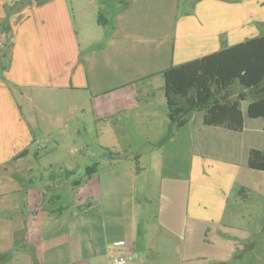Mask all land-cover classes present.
<instances>
[{
  "label": "crops",
  "instance_id": "0c3cea01",
  "mask_svg": "<svg viewBox=\"0 0 264 264\" xmlns=\"http://www.w3.org/2000/svg\"><path fill=\"white\" fill-rule=\"evenodd\" d=\"M1 5L3 175L4 166L28 155L36 142L38 113L50 112L65 123L85 111L78 105L83 101L91 104L106 168H88L83 180L69 178L75 167L64 169L74 202H63L59 192L45 194L61 186L60 180L56 185L50 178L52 186L0 184V264H111L113 252L126 256V264H247L249 253L264 248V181L256 182L255 173L264 171L247 165L250 149L264 147L263 119L248 127L243 115V129L233 131L204 124L202 115L193 122V113L160 142L169 124L162 71L258 35L253 24L231 35L226 21L216 26L208 11H188L175 24L168 53L166 39L158 36L129 44L132 34L146 31L132 16L135 11L118 12L106 33L108 20L99 23V11H90L95 25L77 31L70 11L25 8L10 11L7 19ZM137 54L157 68L134 77L123 59ZM158 74L156 90L152 80ZM145 78L146 87H138L135 81ZM91 84L97 89L90 90ZM64 112L71 114L67 120ZM186 127L184 199L175 181L184 157L179 134ZM247 190L259 199L249 201ZM29 191L58 205L30 204L20 196ZM119 241L124 245L116 247Z\"/></svg>",
  "mask_w": 264,
  "mask_h": 264
},
{
  "label": "rangeland",
  "instance_id": "374dc122",
  "mask_svg": "<svg viewBox=\"0 0 264 264\" xmlns=\"http://www.w3.org/2000/svg\"><path fill=\"white\" fill-rule=\"evenodd\" d=\"M0 3L6 13L5 18L7 19L10 16V11H23L25 8H27L25 11H70L77 31L83 25L89 28V25L94 24L89 17L91 14L90 11H99L103 19L108 20L105 26L106 28H104L106 33H108L114 16L118 12L135 11L132 16L136 18V23L139 26L141 25L143 30L146 31H139L135 35L132 34L128 38L129 44L137 46L147 41H153L158 36L162 41L166 39L168 53L170 52L173 41L175 24L182 18L181 14L188 11H208L210 21L216 24V26L226 21L224 28L231 35H234L239 30L240 25L243 27L249 24L254 25L258 35L264 34V24L260 23L261 18H264V0H0ZM39 8L40 10H37ZM22 16L20 14L15 18L14 26ZM10 23L11 25L13 24L12 21ZM10 23L8 22L7 24L10 25ZM9 27L11 28V26ZM149 28L151 32H149ZM83 33L84 31L81 37H83ZM5 45L7 46V42ZM35 55H37V52L34 51ZM130 56L132 55L123 59V67L128 69V71L131 69V74L134 77L157 68L152 66L151 62L147 63L145 60L140 61L142 58L141 54ZM159 81L160 83L162 82V76L158 74L153 77L152 83L156 90L159 89ZM116 82H119V80L107 81L108 84ZM135 82L140 88H145L146 84L149 83L147 79L144 82ZM96 89L97 87L91 84L90 90ZM237 90L238 87L236 86L234 91L236 92ZM248 100L241 102V109L243 110L246 124L250 127L252 125L255 126V123L261 122V118L253 119L246 115ZM81 103L85 105V111L80 112L77 117H70L69 120L67 118L71 114L64 112L65 120H67L65 123H60L50 118L52 115L50 112L38 113L39 122H35L34 125L37 135L36 142L31 143L28 155L19 157L17 159L18 161H15V157L13 161L4 166L7 169L6 176L3 175L4 169H0V184L18 183L29 187L32 184L36 186H48L51 184L52 186L53 183L49 181L50 178L55 180L56 185L60 180L61 186L51 187L47 189L45 194L49 196L52 193L59 192L63 195V202L76 201L75 195L69 192V183L65 181L66 177L63 174L64 169L75 167V173L69 178L71 180H83L88 172V168L93 166L106 168V164H103L102 159L104 157V151L98 143L97 129L90 111L91 104L83 101L78 105H81ZM75 107L77 106H73V109ZM201 115L202 112H194L192 121L199 120ZM187 133L188 130L186 127L179 134V136L181 135V145L179 142V146L184 147V157L179 160L177 169L178 177L175 181L178 185V192L181 190V186H183L184 199L187 182L186 170L188 166L186 152L187 146H189L186 141ZM17 168H22L23 172L19 169L17 170ZM54 173L62 175L54 176ZM255 173L257 177L256 182H263L264 174L262 173L264 172L256 171ZM169 182L170 185L173 184L171 179ZM247 193L249 201L255 202L259 199L256 191L247 190ZM45 194H37L36 192L29 191L28 193L24 192L20 194V196L22 195L23 200L28 201L30 204L37 201L43 202V207L45 208L58 205L57 203H50L46 199L44 200ZM12 199H17V196L14 194V198ZM247 264H264V248L259 247L256 251L249 253Z\"/></svg>",
  "mask_w": 264,
  "mask_h": 264
},
{
  "label": "trees",
  "instance_id": "16d2710c",
  "mask_svg": "<svg viewBox=\"0 0 264 264\" xmlns=\"http://www.w3.org/2000/svg\"><path fill=\"white\" fill-rule=\"evenodd\" d=\"M97 19L104 22L100 14ZM162 75L169 124L160 142L170 138L197 111L202 112L206 125L241 131V102L247 99L246 115L262 118L264 129V34L169 66ZM247 165L264 171V147L250 149Z\"/></svg>",
  "mask_w": 264,
  "mask_h": 264
},
{
  "label": "built area",
  "instance_id": "2783aa9c",
  "mask_svg": "<svg viewBox=\"0 0 264 264\" xmlns=\"http://www.w3.org/2000/svg\"><path fill=\"white\" fill-rule=\"evenodd\" d=\"M116 247H121L124 245L123 241L116 242L114 244ZM110 262L111 264H126L127 257L126 256H119L117 253L113 252L110 255Z\"/></svg>",
  "mask_w": 264,
  "mask_h": 264
}]
</instances>
